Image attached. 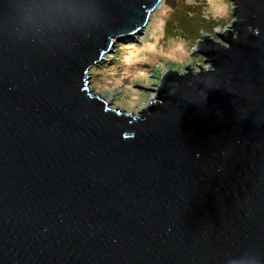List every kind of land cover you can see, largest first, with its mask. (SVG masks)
<instances>
[{
  "label": "water",
  "instance_id": "water-1",
  "mask_svg": "<svg viewBox=\"0 0 264 264\" xmlns=\"http://www.w3.org/2000/svg\"><path fill=\"white\" fill-rule=\"evenodd\" d=\"M66 2L0 0V264H264V0L139 119L89 70L176 1Z\"/></svg>",
  "mask_w": 264,
  "mask_h": 264
},
{
  "label": "clouds",
  "instance_id": "clouds-1",
  "mask_svg": "<svg viewBox=\"0 0 264 264\" xmlns=\"http://www.w3.org/2000/svg\"><path fill=\"white\" fill-rule=\"evenodd\" d=\"M57 7L67 13L78 10V6L71 0ZM235 7L230 0H223L222 3L216 4L213 16L221 22L213 26L211 33L204 32L201 38L191 45L186 41L179 43L170 41L167 49L158 50L152 43V40L157 37L155 26L148 34L143 33L138 37L137 42L121 45L118 56H114V63L105 70V82L96 85L97 93L102 94L109 104L115 105L113 110H123L126 114H131L133 119H139L142 111H147L151 106L160 103L158 91L169 72H175L183 77L189 72L196 76L202 70L205 72L213 70L211 63L206 62L207 58L199 52L200 45L203 37L207 36L217 45L228 47L221 36L226 35L236 22V18L231 15ZM232 38H237L235 31ZM169 61L172 63L168 64ZM193 63H195V70H193ZM177 64L182 70H177ZM174 94L175 90L169 89L168 95Z\"/></svg>",
  "mask_w": 264,
  "mask_h": 264
},
{
  "label": "rangeland",
  "instance_id": "rangeland-1",
  "mask_svg": "<svg viewBox=\"0 0 264 264\" xmlns=\"http://www.w3.org/2000/svg\"><path fill=\"white\" fill-rule=\"evenodd\" d=\"M175 1L176 6L174 8L162 2L159 7L152 12L148 23L141 33L137 34L132 40L115 42L110 51L105 54L99 62L101 65L96 67L94 72H91L93 67L90 68L89 72L93 75H89L90 78L87 87L90 89L91 93L99 95L96 91V85L105 82V70L109 65L114 63V56H118L119 47L121 45L137 42V38L143 35V33L148 34L153 26L157 29V37L152 40V43L156 45L158 50H161L167 49L170 41H175L177 43L186 41L191 45V43L201 38L204 32L211 33L213 26L221 22L218 18L213 16V9L216 4L222 3L223 0ZM229 31H232V29H229ZM171 63V61L168 62V64ZM192 66L193 70H195V63H193ZM176 67L177 70H182L179 64H177ZM109 106L115 108L114 104L110 103Z\"/></svg>",
  "mask_w": 264,
  "mask_h": 264
},
{
  "label": "bare ground",
  "instance_id": "bare-ground-1",
  "mask_svg": "<svg viewBox=\"0 0 264 264\" xmlns=\"http://www.w3.org/2000/svg\"><path fill=\"white\" fill-rule=\"evenodd\" d=\"M137 34H138L137 32L134 33L133 38H134ZM97 64H98V63H97ZM94 66H95V65H94ZM94 66H93V67H94ZM96 96H97V95H96ZM98 97H99L100 99H102L105 103L108 104V101L105 99V97H104L102 94H99Z\"/></svg>",
  "mask_w": 264,
  "mask_h": 264
},
{
  "label": "trees",
  "instance_id": "trees-1",
  "mask_svg": "<svg viewBox=\"0 0 264 264\" xmlns=\"http://www.w3.org/2000/svg\"><path fill=\"white\" fill-rule=\"evenodd\" d=\"M99 65H101V63L96 64V65L93 67V69H91V72H94V70H96V67H98ZM91 72H89V75H90V76L93 75Z\"/></svg>",
  "mask_w": 264,
  "mask_h": 264
}]
</instances>
